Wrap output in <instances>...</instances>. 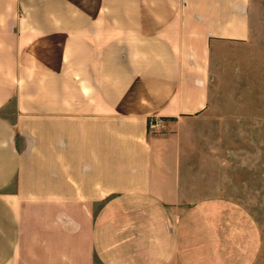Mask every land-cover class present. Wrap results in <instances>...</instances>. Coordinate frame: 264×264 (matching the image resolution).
<instances>
[{
  "label": "crops",
  "instance_id": "0c3cea01",
  "mask_svg": "<svg viewBox=\"0 0 264 264\" xmlns=\"http://www.w3.org/2000/svg\"><path fill=\"white\" fill-rule=\"evenodd\" d=\"M258 2L0 0V264H255L204 137Z\"/></svg>",
  "mask_w": 264,
  "mask_h": 264
},
{
  "label": "rangeland",
  "instance_id": "374dc122",
  "mask_svg": "<svg viewBox=\"0 0 264 264\" xmlns=\"http://www.w3.org/2000/svg\"><path fill=\"white\" fill-rule=\"evenodd\" d=\"M259 1L252 39L214 52V92L204 138L227 161L222 167L231 175V198L249 210L260 229L255 264H264V0ZM15 114L11 104L6 116L14 121Z\"/></svg>",
  "mask_w": 264,
  "mask_h": 264
},
{
  "label": "built area",
  "instance_id": "2783aa9c",
  "mask_svg": "<svg viewBox=\"0 0 264 264\" xmlns=\"http://www.w3.org/2000/svg\"><path fill=\"white\" fill-rule=\"evenodd\" d=\"M159 125H160L159 121H157V120L151 121L149 123L150 130H156L159 127Z\"/></svg>",
  "mask_w": 264,
  "mask_h": 264
}]
</instances>
